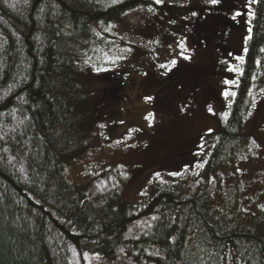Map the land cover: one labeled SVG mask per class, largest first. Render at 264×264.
<instances>
[{
    "label": "trees",
    "instance_id": "obj_1",
    "mask_svg": "<svg viewBox=\"0 0 264 264\" xmlns=\"http://www.w3.org/2000/svg\"><path fill=\"white\" fill-rule=\"evenodd\" d=\"M137 7L169 12L154 0H0V264H72L73 255L79 264H138L146 250L138 243L159 250L143 255L147 264H223L228 253L240 264H264L260 218L240 225L235 192L222 197L227 203L220 209L208 187L218 186L221 172L232 169L251 144L244 120L264 72V0L254 2L236 92L211 135L193 192L154 183L149 201L106 197L95 205L63 174L64 162L90 148L93 132L105 124L114 129L112 106L124 91L117 74L100 75L101 107L93 112L88 105L94 86L84 74L95 63L94 46L102 43L96 29ZM198 74L190 73L186 86L191 106ZM172 106L165 108L178 114L180 107ZM145 217L152 219L149 233L133 242L132 253L125 232Z\"/></svg>",
    "mask_w": 264,
    "mask_h": 264
},
{
    "label": "rangeland",
    "instance_id": "obj_2",
    "mask_svg": "<svg viewBox=\"0 0 264 264\" xmlns=\"http://www.w3.org/2000/svg\"><path fill=\"white\" fill-rule=\"evenodd\" d=\"M98 1L111 4L119 0ZM154 1L169 12L137 7L96 29L102 43L94 46L95 63H88L89 71L84 74L94 86L87 94L88 105L93 112L101 107L99 96L104 85L95 79L100 75L117 74L124 91L112 106L114 129L107 131L103 125L101 133L93 132L90 148L82 156L62 164L68 182L81 187L95 205L106 197L132 204L149 201L154 183H172L193 192L213 145L211 135L218 119L226 117L236 92L254 2ZM173 60L175 66L171 65ZM195 71L199 72L200 85L191 106L193 97L188 96L186 86ZM251 99L244 120V134L251 141L249 150L232 169L221 172L218 186L209 182L208 187L212 202L220 209L227 203L222 197L234 191L236 213L243 217L240 225L248 226L250 218L257 217L264 229V72L256 79ZM168 103H173L174 110L180 107L179 113L168 112ZM159 130L164 131L159 134ZM226 214L234 219L230 212ZM151 224L152 219L145 217L128 227L125 239L132 253L136 251L133 242L147 236ZM137 245L146 249L138 264H147L143 255L159 254L147 244ZM71 263L79 264L75 255ZM97 263L102 264L86 262ZM223 264L240 263L228 253Z\"/></svg>",
    "mask_w": 264,
    "mask_h": 264
},
{
    "label": "snow or ice",
    "instance_id": "obj_3",
    "mask_svg": "<svg viewBox=\"0 0 264 264\" xmlns=\"http://www.w3.org/2000/svg\"><path fill=\"white\" fill-rule=\"evenodd\" d=\"M160 2V0H157V3H159ZM209 2L211 3V4H217L218 3V0H209ZM252 2H255V0H252ZM192 15H196V13L195 12H193L192 13ZM237 15H238V13H237ZM186 59H190L189 57H185ZM242 59V58H241ZM177 62L175 61V60H173L172 62H171V65L172 66H175V64H176ZM161 67L162 68H164V67H166L165 65H161ZM168 71H171V68L170 67H168ZM146 99H152L151 97H146ZM183 110V109H182ZM173 175H178L177 173H173Z\"/></svg>",
    "mask_w": 264,
    "mask_h": 264
},
{
    "label": "flooded vegetation",
    "instance_id": "obj_4",
    "mask_svg": "<svg viewBox=\"0 0 264 264\" xmlns=\"http://www.w3.org/2000/svg\"><path fill=\"white\" fill-rule=\"evenodd\" d=\"M163 131H164V130H159V134H161ZM166 142H167V140L161 142V144L163 145V147H164V144H165Z\"/></svg>",
    "mask_w": 264,
    "mask_h": 264
}]
</instances>
